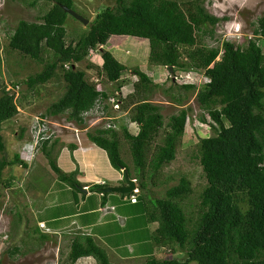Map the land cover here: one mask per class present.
<instances>
[{"label":"trees","instance_id":"trees-1","mask_svg":"<svg viewBox=\"0 0 264 264\" xmlns=\"http://www.w3.org/2000/svg\"><path fill=\"white\" fill-rule=\"evenodd\" d=\"M46 1L51 6L40 20H19L9 36V46L35 60H42L44 46L51 50L52 58L44 69L26 80L34 86L57 73L61 75L64 89L47 107L46 115L67 113V118L80 126L90 125L96 115L100 117L93 124L96 128L84 134L107 152L116 169L127 171L139 181L136 201L128 198L132 203L124 211L140 225L156 221L158 235L172 251L176 247L186 249L185 259H159L152 250L145 264H264V51L257 41V37H264V16L258 18L254 36L244 46L224 39L221 45L209 47L202 37L214 35L221 18L207 11L205 0H117L115 6L97 13L78 39L68 42L65 23L69 14L61 4L72 8L74 0ZM30 4L34 6L36 2ZM113 34L147 39L150 62L166 66L173 74L180 70L202 72L208 78L202 82L173 81L181 89L178 93L166 88L178 103L186 100L188 90L196 91L202 110L198 116L213 131L198 142L207 183L194 220L186 212L185 201L192 190L186 176L168 187L163 197H148L147 191L149 182L155 184L164 166L176 158L192 107H182L165 122L162 107L149 97L158 85L140 67L132 69L138 77L133 83L134 91L122 95L126 80L122 75L127 65L104 49ZM99 46H103L97 50L102 64L89 66L97 68L95 76L100 79H89L87 71L77 64L93 58L90 52ZM99 76L116 83L117 89L99 90ZM15 95L14 89L0 81V180L6 166H28L27 152H15L11 159L3 155V123L19 112ZM113 110L126 111L138 130L132 132L127 124L118 123ZM164 126L165 134L158 143L157 136ZM122 138L129 144L132 165L124 160ZM57 143L58 139L51 142L45 138L40 139L39 146L48 167L61 181L78 190L81 182L77 172H67L58 164L61 148ZM69 147L74 150L75 145L71 143ZM16 175L11 174L5 184H12ZM92 188L101 190L102 186ZM48 236L40 232L41 239ZM18 250L15 246L10 252ZM108 254L93 236L78 235L71 243L68 260L74 264L91 255L96 264H116Z\"/></svg>","mask_w":264,"mask_h":264},{"label":"rangeland","instance_id":"rangeland-1","mask_svg":"<svg viewBox=\"0 0 264 264\" xmlns=\"http://www.w3.org/2000/svg\"><path fill=\"white\" fill-rule=\"evenodd\" d=\"M33 1L36 2L34 6L30 4ZM116 4L117 0H74L72 8L87 17L89 22L83 24V22L69 14L65 23L67 41L78 39L89 27L98 12ZM203 5L209 13L221 18L215 26V34H205L202 37L203 43L209 47L221 45L224 39H228L224 36L232 33L236 34L235 31L239 27L240 38H236L237 34L228 36L231 41L244 46L247 44L245 38L254 36V28L258 18L264 16V0H205ZM50 6L51 2L46 0H0V81L5 82L8 87L15 90L19 109L18 114L3 123L2 133L6 141V149L3 155L11 159L15 152L28 151V166L24 167L19 164L6 166L3 179L0 180L1 264H69L68 257L71 242L74 239H72L74 231H70L72 233H69V235L59 234L57 231L52 230L46 232L38 226L40 220H45L47 224H53L52 219L56 213H68L67 209L72 210L73 207L67 199L69 196L67 191H60L56 195L58 200L52 203L55 190L62 182L58 174L56 175L48 167V159L43 150L40 149L39 144L40 139L47 135L46 139H51V142L58 139L57 145L59 147L63 144L68 147L77 137L74 134L76 128L84 129L78 132L81 136V132H86V126H89V130L96 128L93 123L83 125L84 127L78 126L77 123L67 118V113L46 115L47 107L61 96V91L64 89L65 83L60 74L57 73L47 82H41L34 86H30L27 83L26 80L30 75L39 73L44 69L47 62L52 58L51 50L44 46L42 60H35L9 46V36L14 31L19 20H40L39 17ZM257 41L264 51V37H257ZM104 49L112 51L122 63L127 65V69L122 75L127 80L124 81L125 85L121 87L120 93L122 95L134 91L133 83L138 77L133 73L132 69L140 67L158 85L149 97L151 101L159 103L162 107L161 112L164 115L165 122L168 121L171 114L179 112L182 107H192V110L188 113L184 135L178 142L176 158L164 166L161 176L154 182L155 184L149 182L148 188L151 191H147L150 194L148 197L151 194L154 198L163 197L168 187L177 184L181 176H186L190 180L192 189L185 201L186 212L188 217L194 220L197 216L201 191L207 183L200 164L198 142L201 137L213 134L207 122H202L198 116L202 110L196 100V91L188 90L186 100L179 103L170 98L166 88L170 87L169 91L175 93L180 92L181 89L173 82L174 78L172 76L174 75L166 66L150 62V46L149 42L144 38L115 35L110 38ZM91 64L97 67L98 65L101 66L102 57L100 52L94 54L93 58L92 56L88 57L77 64L80 68L87 71L89 79H100L95 76L98 74L97 68L89 66ZM193 74L196 77L193 78L191 76L192 73L190 77L199 82L205 81L207 78L202 72H193ZM99 77H102L101 87L103 89L109 92L117 89L116 83L108 82L105 76ZM192 79L176 80L178 83H183L192 81ZM16 83L17 85H15ZM112 116H118V123L127 124L130 131L136 132L138 130V126L129 121L126 111L118 112L113 110ZM165 129V126L161 128L156 139L158 143L162 142ZM38 132H43L40 138L37 136ZM81 136L79 140L82 142L84 138H81ZM29 141H31V145L26 146L25 143ZM122 143L121 150L124 160L132 165L129 144L124 138H122ZM71 150L73 149L70 148L69 151ZM11 174H17L18 176L16 175L15 177L17 179H14L12 184L6 185L5 182ZM138 183L139 181H136L137 185ZM106 194L122 196L123 193L106 192ZM116 197L115 201H119ZM63 198H66V201H63ZM126 201L123 199L121 203H126ZM56 205L58 206L56 207ZM61 222L59 220L56 224ZM145 224L149 223L146 222ZM157 226L158 223L156 221L152 222L149 224L150 229L147 228V230L141 232L144 237L147 236L148 232L150 236L146 237L145 241H133L130 246L134 250H131L130 247L127 248L129 246L126 244L128 239L122 238L117 243L119 245L117 252H115L118 254L117 257H111L110 261L116 264H145L152 250L159 259L171 257L185 259L187 256L186 249L176 247V250L172 251V247L158 235ZM40 232L48 233V238L41 239ZM105 244L110 248H108L110 252L115 251L109 246L111 243L108 240L105 241ZM15 246H18L19 250L11 254L10 250ZM95 263L94 258L82 257L74 264ZM189 264L196 263L190 262Z\"/></svg>","mask_w":264,"mask_h":264},{"label":"crops","instance_id":"crops-1","mask_svg":"<svg viewBox=\"0 0 264 264\" xmlns=\"http://www.w3.org/2000/svg\"><path fill=\"white\" fill-rule=\"evenodd\" d=\"M80 134H82V136L80 135L81 138L84 139L82 142L80 141L81 143H77L74 139L72 142L75 145L74 150L69 151L70 147H66L64 144L60 146L58 164L67 172L78 171L77 178L81 182L82 188L77 190L61 181L62 183L55 190L52 203L58 200L56 195L60 191H67L69 204L73 205L72 210L68 208V213H56L52 219L53 224H46L52 231H57L59 234L69 235V233H72L70 231H74L72 239L78 235L93 236L96 241L107 249L110 257H117L118 254L115 252L119 247L118 241L122 238L128 239L126 241V244L129 245L127 248L130 247L131 250H134L130 245L133 241H145V238L150 236L148 232L147 236L144 237L141 232L147 230L152 222L143 225L135 223L134 220H131L132 215L130 216L129 213L124 211L132 203L129 202L130 200L120 195H116V197L115 194L104 196L91 187L101 182L110 183L108 185L111 186L124 184L123 170L116 169L110 163L104 149L91 142L87 135L86 138L85 134ZM115 197L119 201H115ZM122 198L127 200L126 203H121ZM63 201H66V198H63ZM105 202L116 205L115 212L109 208L101 212L99 208ZM59 220L62 222L56 224ZM107 240L111 243L109 244L111 249H115L114 252L108 250L109 247L105 244ZM128 251L130 250L128 249Z\"/></svg>","mask_w":264,"mask_h":264},{"label":"clouds","instance_id":"clouds-1","mask_svg":"<svg viewBox=\"0 0 264 264\" xmlns=\"http://www.w3.org/2000/svg\"><path fill=\"white\" fill-rule=\"evenodd\" d=\"M231 30V29H230ZM229 30V31H230ZM236 34L235 33H232V34H230V35H233V34H235L236 35V38H238V36H239V33H240V27L239 28H237L236 29ZM113 35H116V36H127V35H117V34H113ZM112 35V36H113ZM111 36V37H112ZM128 37H130V36H128ZM145 39V38H144ZM110 40V39H109ZM145 40H147V39H145ZM148 41V40H147ZM102 47L103 46H99L97 49L98 50H100V49H102ZM97 53V52H96ZM96 53H94V54H96ZM101 55V54H100ZM220 59V56H218L217 57V59ZM171 69V68H170ZM192 73V77L193 78H195L196 76H195V74H193V72H188V71H183V70H180L178 73H175V74H173L174 76H172V78H174L173 79V81H177L176 79H181V80H186V78L187 79H192L191 77H190V74ZM208 78H206V80H207ZM137 80V79H136ZM194 81H197V80H193L192 79V81H189V82H194ZM188 82V81H187ZM99 85H101V84H99ZM98 85V86H99ZM47 115H49V114H47ZM78 126H80V125H78ZM81 127H84L83 125L81 126ZM87 129H86V132L89 130V127H86ZM81 130H84V129H78V128H76V130H74L75 131V133L74 134H76V141H78L77 143H80V140H79V137H80V135H79V133L78 132H80ZM86 132H81V133H86ZM51 140V139H50ZM31 141H29V142H27L25 145L26 146H30L31 144ZM27 153H28V151H27ZM125 171V170H124ZM124 171H123V181H124ZM127 172V171H126ZM128 173V172H127ZM129 175V174H128ZM129 177L131 178V179H133L134 181H135V183H136V181H137V179L136 178H134V177H131L130 175H129ZM124 183H125V181H124ZM94 185H99V186H102V189L101 190H98L100 193H101V195H104V193H106L104 190H103V188H105V187H107V186H111V185H108L107 183H105V182H101V183H99V184H94ZM93 186V185H92ZM91 186V187H92ZM80 188H82V187H80ZM132 191H134V193L133 194H131V195H126L125 196V198L126 199H128V198H130V196H132V195H136V198H137V193H138V191H139V188H138V185L136 184V187L132 190ZM123 194H127V193H123ZM112 206L114 207V208H112ZM106 208H109L111 211L113 210L114 212H115V209H116V205H113V204H108V203H104V204H102L101 206H100V211L102 212V211H104ZM40 222V221H39ZM39 222H38V226H39ZM46 223V222H45ZM47 225V224H46ZM48 227V226H47ZM39 228L42 230V228L39 226ZM48 228H50V227H48ZM45 230V229H44ZM51 230V229H50ZM49 230V231H50ZM46 232H49V231H47V230H45ZM45 232V233H46ZM75 238V237H74ZM73 241V240H72ZM96 241V240H95ZM72 243V242H71ZM70 249H71V247H70ZM85 257H91V258H94L93 256H85ZM80 259V258H79ZM95 259V258H94ZM95 261H96V259H95ZM96 263H97V261H96ZM95 263V264H96Z\"/></svg>","mask_w":264,"mask_h":264},{"label":"water","instance_id":"water-1","mask_svg":"<svg viewBox=\"0 0 264 264\" xmlns=\"http://www.w3.org/2000/svg\"><path fill=\"white\" fill-rule=\"evenodd\" d=\"M63 9L70 15L74 16L76 19L83 22V24H87L89 22V19L87 17H84L83 15L76 12L73 8L61 4ZM124 184L121 185H114V186H107L103 188L105 192H119V193H129L131 192L135 187L136 183L133 179H131L126 171H124Z\"/></svg>","mask_w":264,"mask_h":264},{"label":"built area","instance_id":"built-area-1","mask_svg":"<svg viewBox=\"0 0 264 264\" xmlns=\"http://www.w3.org/2000/svg\"><path fill=\"white\" fill-rule=\"evenodd\" d=\"M228 35H230V34H227V36H224V37H227V38H228L227 40H230ZM251 37H252V36H248L247 38H245V40H247V42H248V40H249ZM238 38H240V36H238ZM241 40H242V39H241ZM241 40H240V41H241ZM244 42H246V41H244ZM242 43H243V42H242ZM97 50H98V49H96V50H94V51H91L90 54L92 55V54L96 53ZM98 88H99V90H102L101 85H99ZM98 120H100V117H98V116L96 115L94 118H92V120H91L90 122L93 123V124H95ZM42 133H43V132H38V135H37V136L40 138L41 135H42ZM46 136H47V135H46ZM46 136H44L43 139H45ZM38 137H37V139H38ZM130 200H131L132 202L136 201V195H132V196H130ZM112 208H114V207L112 206ZM39 226H40L41 228L47 230V231L50 230V228L47 227L45 221H40V222H39Z\"/></svg>","mask_w":264,"mask_h":264}]
</instances>
